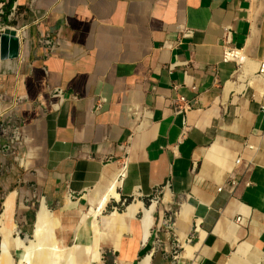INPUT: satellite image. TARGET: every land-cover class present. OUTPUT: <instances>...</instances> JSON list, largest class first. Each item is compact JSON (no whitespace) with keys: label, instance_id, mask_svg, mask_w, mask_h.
Segmentation results:
<instances>
[{"label":"crops","instance_id":"0c3cea01","mask_svg":"<svg viewBox=\"0 0 264 264\" xmlns=\"http://www.w3.org/2000/svg\"><path fill=\"white\" fill-rule=\"evenodd\" d=\"M11 5L22 40L0 60V106L21 99L18 160L40 207L55 208L53 239L69 246L79 231L83 264H264V0ZM225 45L243 51L240 68L222 60ZM12 192L15 221L23 195L2 207Z\"/></svg>","mask_w":264,"mask_h":264},{"label":"rangeland","instance_id":"374dc122","mask_svg":"<svg viewBox=\"0 0 264 264\" xmlns=\"http://www.w3.org/2000/svg\"><path fill=\"white\" fill-rule=\"evenodd\" d=\"M8 2L9 3H7L6 0H0V3H5L3 5V8L5 6L8 7V5L12 3L11 0ZM12 22H14V20H12L11 23ZM18 99L14 101L12 100V103H10L5 108V114L3 118L5 121L4 126L6 125L7 126L3 129L2 127H0V213L2 212V209H3L2 207L3 199L9 192L16 190L18 191L19 194L23 195L17 199L18 214L15 218V221H16L15 224H17L20 230V233L19 232L14 233L13 237H16L18 235V237L20 236L25 242H27L29 239L33 238L34 231H33V222L29 220L27 216V212L24 209L23 204L30 209L32 218H33L32 220L34 221V218L40 207V201H41L42 195H40L37 192L35 188L36 186H34L32 182H29V180L24 178L26 176H29V170H28V167L21 165L19 162L20 155H21L20 148L22 145H25L26 139H25V135L23 132V128L25 127V124H24V121L22 122L19 116L18 103L21 101V99L19 100ZM15 136L19 137L18 141L14 140ZM21 162H22V159H21ZM22 192H25V193H22ZM154 201L157 203L156 209L161 208L162 198L161 196H159V194L157 198H155ZM129 203L130 201L120 204L119 206H117V210L119 212L124 211L126 209V206ZM144 203L146 207H149L151 204V201L146 200ZM47 207L49 208V210L55 212L54 207H50L48 206V204H47ZM174 214L175 212L171 210L169 213H167V217H171L173 219ZM55 215H58V214L55 213ZM158 219L159 218H156L155 223L157 222ZM25 224H29L27 225V227H30L29 233H26L21 229V225H25ZM2 249H3V246L2 244H0V259H2L1 264H17L18 258L20 257V254H21V250H16V252L13 251L12 253L8 252L5 258H2V254H3ZM78 254H77V257H78ZM79 255L80 257H84V251L81 250Z\"/></svg>","mask_w":264,"mask_h":264},{"label":"bare ground","instance_id":"6f19581e","mask_svg":"<svg viewBox=\"0 0 264 264\" xmlns=\"http://www.w3.org/2000/svg\"><path fill=\"white\" fill-rule=\"evenodd\" d=\"M15 203L16 193L12 192L7 196L4 202L3 211L0 214V232L4 236L2 258H5V256L8 254L9 241L10 238L13 237V233L16 228V224L13 221L15 213ZM154 206L155 208L157 206V203L155 201L148 207L151 208V210L148 212L144 221L146 235L149 233V227L153 223L152 212L154 211ZM132 208L135 207L133 206L130 209ZM52 216L53 213L42 204L35 217L36 220L34 225L33 238L25 242L18 236L13 237L16 246L15 248L21 250V254L18 258L17 264H83V258L77 257L78 252L83 248L82 246H79L80 244H78V237L80 232L78 231L76 240L71 246L56 242L52 237ZM86 225L89 227L88 222L86 223ZM93 232L95 236L98 235V232L94 230ZM186 248L188 249V253H191L192 249L188 245H186ZM1 260L2 259H0V264ZM143 264H146V261Z\"/></svg>","mask_w":264,"mask_h":264},{"label":"built area","instance_id":"2783aa9c","mask_svg":"<svg viewBox=\"0 0 264 264\" xmlns=\"http://www.w3.org/2000/svg\"><path fill=\"white\" fill-rule=\"evenodd\" d=\"M6 1H7V3H9L8 1H10V0H6ZM4 4L5 3H0V36L6 27H11L8 25V22H11L12 19L14 18V11H15L14 5L11 6L9 8V10H7L6 6L3 8ZM5 20H7V21H5ZM11 28H14V27H11ZM231 31L232 30L230 27L224 29V37L223 38H224V41L226 43L230 42ZM17 34L19 37V42L21 43L22 37L19 35L18 31H17ZM39 42L41 44H44V45H48V46L51 45L52 46L51 39L46 35H43L40 38ZM245 59H247V58L244 55L242 50L235 48V47H232V46H229V45L224 46V51H223V55H222L223 61L234 62L237 65V67L240 68L245 63V61H246ZM257 75L260 77H264V58L259 62ZM52 94H53V96H59V95L61 96L62 91L60 89H56ZM60 99H61V97H60ZM180 101L185 102V98L181 97ZM185 109L186 108L184 106L182 110H185ZM177 110H180V107L179 108L177 107ZM4 114H5V108H2V106H0V127H2V129L7 126V125L4 126L5 125V121L3 118ZM18 139H19L18 136L14 137V140L18 141ZM124 167H123V169H124ZM120 175H122V173ZM234 185H236L235 182L232 183V186H234ZM158 192H159V190H156L155 194L150 199L151 204L154 202L155 198H157V196L159 194ZM70 198L74 199L75 196L73 194H70ZM167 219L169 222L172 221L171 217H168ZM198 229H199V224H195V226L193 228L194 232L197 231ZM156 230L159 231V228L157 227ZM192 238H193V235L191 234V236H189L185 242L189 243L192 240ZM182 244H180L178 239L176 240L175 247H176L177 251L181 248ZM174 253H175L174 257L178 258L179 253H177V252H174Z\"/></svg>","mask_w":264,"mask_h":264},{"label":"water","instance_id":"95a60500","mask_svg":"<svg viewBox=\"0 0 264 264\" xmlns=\"http://www.w3.org/2000/svg\"><path fill=\"white\" fill-rule=\"evenodd\" d=\"M20 42L17 30L6 27L0 36V60L15 59L19 56Z\"/></svg>","mask_w":264,"mask_h":264},{"label":"trees","instance_id":"16d2710c","mask_svg":"<svg viewBox=\"0 0 264 264\" xmlns=\"http://www.w3.org/2000/svg\"><path fill=\"white\" fill-rule=\"evenodd\" d=\"M11 2H12V0H11ZM79 254H80V253H79ZM79 254H78V257H79V258H82V257H80V255H79Z\"/></svg>","mask_w":264,"mask_h":264}]
</instances>
